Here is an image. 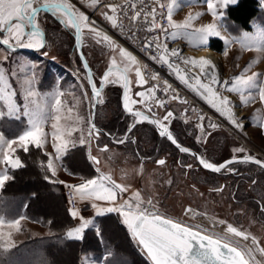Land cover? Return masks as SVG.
Returning a JSON list of instances; mask_svg holds the SVG:
<instances>
[{
    "label": "rangeland",
    "instance_id": "374dc122",
    "mask_svg": "<svg viewBox=\"0 0 264 264\" xmlns=\"http://www.w3.org/2000/svg\"><path fill=\"white\" fill-rule=\"evenodd\" d=\"M260 1L264 8V0ZM61 2L74 5V10L82 12L88 17L89 12L95 4L94 0H61ZM173 2L171 7L172 14L179 8L176 4L177 1L176 3ZM56 16L58 18L54 15L40 12L35 18L36 25L44 27V23L50 22L57 29V33L55 34L57 37L52 34H50L49 38L46 37L48 40L42 51L29 52L15 50L13 52L3 45H0V67L5 69V74L11 85V91L16 92V95L12 99L20 108L21 113L24 111L25 104H28L30 111H38L40 113L39 119L42 121L43 132L46 134L42 150L48 154V162L51 159L55 169V175L61 178V181L63 180L62 184L64 186L71 185V182L65 179L70 172L64 166L62 158L70 149L74 148L72 147L73 143H75V147L81 146L79 140L83 135L86 141L83 145L87 147V151L89 148L90 152L99 158V164L101 162V165L98 166L100 172L92 179L99 180L103 177V183L110 186V182H114L126 189L122 195H117L116 202L131 201L139 193L140 199L145 201V206H147L146 202L151 200L152 207L160 215L184 225H191L194 229L198 226L199 229L204 230V233L214 234V237H226L227 242L230 244L234 246L239 245L238 248L241 251L252 249L251 257L246 256V259H249L251 264H264V254L259 251V249H264V216L262 217L260 213V211H264V175L261 174V176H258L259 172H261L260 169L255 168L251 174L254 178L253 181H249V179L246 181L243 179L235 181L233 179L231 181L233 184L221 191L219 189L220 184L222 185V182L228 184L230 178L227 180L224 179L223 181L220 179L216 184L209 181L202 182L207 177L204 175L205 172L208 171L204 169L188 170L185 166L178 165L168 154H161L158 157L155 156L152 160H143L120 146H109L105 144L107 146L106 149H103L105 146L102 144L98 147L95 146V134L89 142V129L92 127L91 109L95 98L89 89L85 69L81 61L79 60L81 66L76 62V50L73 49L74 52H71V54L68 53L66 58L64 55H60L61 51L58 49V44L61 43V41H58L60 34L63 33L61 35L67 36L68 38L72 37V45H74L73 34L75 29H71L61 23L62 19H66L62 13L56 12ZM97 18L107 24L111 29H114L113 22H115V16L112 10H103L98 13ZM185 22L191 23L189 20L181 21V19H173V24L182 25ZM94 26L100 33V38L107 35L110 41L116 45V50H113L108 43L97 44L87 29L84 30L81 43L90 66L94 68V70L92 68L93 73L94 71L96 73V75L94 74V80L96 86H98L103 71L108 66H111L113 58L116 59L117 65L122 67L128 63L127 60L119 56V48H123L129 52L136 60L137 57L116 40L112 34L104 31L98 23H95ZM67 30H70L72 35L68 34ZM174 30L176 33L175 37L177 38L190 36V40L192 41L196 37V29L191 24L189 28H174ZM58 33L60 34L57 35ZM4 35L2 33L0 37L3 39ZM249 35L253 41H256V45L262 46V43H264V27L255 22ZM204 47H207V45ZM197 49H200V47ZM5 56L8 57L7 60L4 59ZM231 62L232 67L230 69L223 63L222 70L225 73V77L221 81H227V83L217 84L216 88L220 95L226 96L231 102L228 108L231 109V113L235 116V119L243 124V128L236 127L229 119L220 115L208 103L207 105L217 114H213L215 118L211 115L205 116L204 120L199 124L195 123L192 118L181 116H177L176 118L172 117L170 120L164 121L163 117L168 111H162L159 118L169 126L170 130L173 129V125L176 123L177 127L186 124L180 118L185 119L188 122L187 125L193 123L190 127H187V130L190 128V133L192 130L200 134V143L203 145L202 151L205 153L203 158L211 163L223 158V156L220 157L213 153L214 146L218 147V152L221 151L225 156L248 153L250 157L264 162V100H261L259 97V87H241L239 91H228L235 83L236 78L241 76L246 78L256 75L258 77L257 85L264 84V65H262L264 59H257L256 57V59L245 61L235 56ZM136 66H139V63L138 65L131 66L132 70L128 72V79L130 81L129 96L132 100L138 102L136 104H130L129 106L133 108L136 105L139 109H145V105L149 104L153 97L148 94L150 86L147 83L142 86L136 83ZM13 69H15L16 75H12ZM113 71L118 72L119 70L114 69ZM33 74L35 76L32 79L31 88L38 93L35 97V105L28 103L24 98L25 89L29 87L27 80L32 78ZM203 81L207 83L204 78ZM122 83L121 81L117 85L121 86ZM109 84L111 83H106V85ZM137 92L146 93L143 98V104L139 103L140 97L136 95ZM57 97L61 100L59 111L54 109V103ZM102 98L101 95L98 97L97 106ZM36 105H40L41 108L38 109ZM236 109H240V115L236 113ZM0 110H3L5 113L7 112L4 100H0ZM57 116L59 117L58 120L55 119ZM28 119L29 117L23 115H21L19 120L15 119L14 116L9 117L5 115L0 118V135L6 141L18 140L19 135H22L30 127ZM134 121L132 117L130 124ZM210 123L216 124L217 127H210ZM53 124H56V128L52 127ZM96 125L98 126V124ZM199 125H203V133L200 131ZM182 128L184 127L182 126ZM53 133L59 138L54 139ZM72 134L74 135L72 136ZM127 134L116 135L114 136V140L111 137L110 141L119 145L121 144L119 141L125 138V136H128ZM69 135L73 138L70 139ZM64 141L68 142V151L66 153L62 152L60 159H57L54 144L59 145ZM87 143L90 145H87ZM13 148L16 151L11 153L12 158L19 157L23 165L24 151L19 148L18 144H14ZM236 148H242L244 151L235 152L234 150ZM5 151H9L6 145L3 149H0V176L6 174L9 176L8 180H10L13 177V172L17 169L12 168L10 164L4 162ZM90 152L88 151V157H90ZM163 157L166 158V162L163 165L158 164L157 159ZM76 159L81 164H85L82 155H78ZM90 161L93 163L92 159ZM250 164L252 163H247L246 165ZM200 175L202 180L199 181L198 177ZM24 179L29 181V189L34 188L41 197L46 196V193L38 187L36 177L29 175L28 177L24 176ZM257 179L260 182L255 184ZM7 181L0 186V191ZM242 187H246L249 190L250 201H245L241 197ZM75 196L78 206L71 207V211H76L78 215L75 217L76 221L74 226L68 231L79 227L83 220L92 221L88 228L97 226V209L92 207L93 203H96L98 207L112 206L107 201H95L88 198L82 199L78 194H75ZM44 199L47 200L48 198L45 197ZM255 202L260 205V209L253 206ZM47 204H49L47 210L49 209L50 214L62 217L61 215L63 214L60 209L52 208V206H55L52 200L48 199ZM118 215L123 222V217L120 214ZM0 221H2L0 223V264H40L41 258L37 257L38 254L41 255L40 250L36 252L21 250L20 255H18L19 253L17 255L15 254L19 250H13L30 238L49 234V228L46 225L24 214L22 198H0ZM229 225L247 234L249 239L244 240L243 237H237L232 233H228L223 227L228 228ZM112 227L121 235L114 225ZM253 238H255L256 244H253ZM134 242L142 254L147 257L137 241L134 240ZM106 256L100 257L94 253L82 254L80 264H129L125 256ZM61 261L62 264L68 263L67 257L65 258L64 256Z\"/></svg>",
    "mask_w": 264,
    "mask_h": 264
},
{
    "label": "snow or ice",
    "instance_id": "6c2138e0",
    "mask_svg": "<svg viewBox=\"0 0 264 264\" xmlns=\"http://www.w3.org/2000/svg\"><path fill=\"white\" fill-rule=\"evenodd\" d=\"M236 0H207L208 10L212 12L214 16L217 15L215 9L217 7H226L229 4H235ZM45 7L52 8L57 13H62L66 19H62L61 23L65 24L71 29H75V39L77 42L82 40V35L84 30L87 29L88 33L91 34L92 38L96 40L97 44L108 43L113 50H116V45L112 43L107 35L100 38V33L94 26L95 22L90 21L89 17L84 15L82 12L74 10L75 6L62 3L61 0H46L44 4ZM163 7V5H161ZM115 12V7L112 8ZM36 8L33 7V0H0V32L4 33V38L0 39V45H5L11 51H15L17 48H27L39 50L45 47V41L43 34L39 27L35 23ZM171 13V7L169 8ZM155 13L153 12V15ZM107 16V14H105ZM139 17V13H136L131 19L135 21ZM191 20V17L189 18ZM170 27L175 29H186L190 27L189 22L184 24H172L171 14H169ZM154 24V21H153ZM113 27H116L115 22H113ZM167 32V30H165ZM197 39L200 40L202 44H206L209 37H220L221 31L217 24L210 23L205 27L195 30ZM176 33H173L172 38H175ZM14 41V43H12ZM155 48V54L150 57L153 61L161 66H167L170 74H173L179 79V81L188 87L190 90L199 95L208 104L211 105L217 112L222 116H227V118L238 128H243V124L235 119V116L231 113V109L228 106L231 102L226 96L220 95L216 90H214L213 85L227 83V81H221L219 74L217 73L215 66L211 64L208 59H189L181 56L180 52L176 48L169 50L167 45H161L155 40L147 41L145 51H150ZM119 56L128 61L122 70L114 72L113 69H117V61L115 58L112 59L111 67L108 69L106 74L103 76L101 83H113L118 84L121 81L122 87L124 88L123 97V107L126 111L134 118L135 122L148 121L159 128V135L161 137H166L172 144L176 145L180 152L188 153L189 149L181 147L176 139L173 138V134L169 131L163 123L150 119L148 115H145L140 110H135L130 107V104H136L138 101L132 100L129 96V85L130 81L128 79L127 73L132 70V65H138V61L129 52L125 51L123 48H119ZM46 55V53H45ZM83 58V53H81ZM174 58V59H173ZM5 60L8 59L7 56L4 57ZM177 60L183 62L184 65H191L193 67L199 68V74H191V68L182 69ZM83 68L88 69L89 65L86 60H82ZM146 67V66H145ZM12 75H16L15 69L12 70ZM35 74L32 78L27 80L29 85L25 89V100L28 103L36 104L35 97L38 93L31 88L32 79H34ZM135 76L137 77L136 83L138 85H144L147 83L144 75L142 74L141 68L139 66L135 67ZM114 77V78H113ZM201 77L204 78L207 83L201 81ZM112 78V79H110ZM89 83L91 85L93 95L95 97L100 96V92L97 90V86L92 82V74L88 73ZM152 80H159L158 74H153L151 76ZM258 77L256 75L249 77H237L235 83L232 85L228 91H239L241 87L243 88H256L259 87V97L264 100V84L257 85ZM0 100L5 101V106L7 112L0 110V118L5 115L9 117H15L19 120L21 115L29 117L28 124L30 127L19 135L18 140L6 141L2 135H0V149H3L6 145L9 151L4 153V162L10 164L12 168L19 169L23 165L19 157L15 159L12 158L11 153L15 152L16 149L13 148L14 144H18L25 153L29 152V145H34L36 148H43L45 143L46 134L43 132L42 121L39 119L40 113L38 111H30L28 104H25L24 111L21 113L20 108L17 106L15 101L12 99L15 95V91H11V85L8 82V78L5 74V69L0 67ZM239 86V87H238ZM156 87H159L157 85ZM156 87L148 89V94L155 98ZM175 92L172 85L168 81H163L162 91L167 94L169 91ZM145 92H137L136 95L140 97L139 103H144ZM31 98V99H30ZM171 99H180L178 95H173ZM182 103H187V101L182 100ZM247 102V101H245ZM159 107L164 108L166 101L156 100ZM61 105V100L59 97L55 99L54 109L59 111ZM37 108H41L40 105H36ZM227 109V111H226ZM151 111V107H148ZM173 117V113L168 111L163 117L164 121L170 120ZM59 119V117H55ZM201 120L204 119L203 116L200 117ZM187 122V121H185ZM56 128V124L52 125ZM135 127V123L129 128ZM200 131L203 133L204 128L199 125ZM210 127H217L216 124L210 123ZM99 135L98 130H95L93 125L89 129L88 141H91L93 135ZM53 138L58 139L57 135L53 133ZM199 139V138H198ZM85 138L83 135L80 137L79 143L83 145L85 143ZM120 143H124L125 140H120ZM56 151V158L60 159L62 152L66 153L68 151V142L64 141L61 144H54ZM75 147V143L72 144ZM235 152H243L242 148H236ZM192 155H196L192 153ZM94 163H99L93 157ZM237 161H228L227 163H233ZM239 162H254L256 164H261V161L255 160L253 157L245 156ZM159 164L163 165L164 160H159ZM199 164L202 165L204 169L211 170L212 172L219 173L222 168H226L227 164H221L219 166L209 162L204 158H199ZM191 167V165H188ZM47 169L52 170V175H55V169L51 159L47 164ZM9 179L8 175L0 176V186L4 184L5 181ZM45 179H48L46 176ZM104 178L98 179H88L86 182L79 184L78 186L66 185L75 194H78L82 199L88 198L95 201H107L110 205L108 207H98L96 203L92 204L94 209H97V215L101 216L104 214L118 213L123 217V223L127 226L128 230L131 232L132 238L137 241L138 245L142 246L143 250L151 264H249V259L246 256L251 257L252 249H245L243 251L238 250V246H230L227 242V238H214V234H202L203 229H199L197 226L195 229L191 225H182L180 222H175L172 219L165 218L161 216L152 207V201L148 200L146 202L140 199L139 193L136 194L135 198L131 201H124L118 206L116 205L117 195L123 194L126 189L119 184L110 182L108 184L103 183ZM70 215L75 218L78 213L76 211H71ZM2 223V221H0ZM18 223V222H17ZM92 221L83 220L79 227L73 228L67 232V237L70 239L81 240L84 237V230L89 227ZM223 223V222H221ZM228 233H232L237 237H243L244 240L249 239V236L241 231H238L233 226L229 225L227 228ZM225 241V242H222ZM253 244H256L255 238H253ZM259 251L264 254V249H259Z\"/></svg>",
    "mask_w": 264,
    "mask_h": 264
},
{
    "label": "trees",
    "instance_id": "16d2710c",
    "mask_svg": "<svg viewBox=\"0 0 264 264\" xmlns=\"http://www.w3.org/2000/svg\"><path fill=\"white\" fill-rule=\"evenodd\" d=\"M224 22L226 28L234 36L240 35L243 31H251L255 22L264 27V8L262 7L261 1L238 0L237 3L229 5L225 10ZM53 27L50 22L44 23L46 37L49 38L50 34L56 36L57 29ZM67 32L72 35L70 30H67ZM61 34L58 39V41H61L58 44V49L61 51L60 55H64L66 58L68 53L71 54V52H74L72 37L68 38ZM207 47L220 52L224 48V42L218 37H213L209 39ZM75 58L77 60L75 61L81 66L79 57L76 55ZM94 74L96 75L95 71ZM122 90L123 87L117 84L111 83L105 86L102 92L104 97L102 100L100 99L101 101L97 106L95 115V123L100 126L102 131L99 135H95L94 144L97 147L100 144L103 146H106L105 144L109 146H120L121 148L129 150L137 158L152 160L153 157H158L166 152L170 144L164 137L159 136L154 125L147 121H134L135 127H132L131 132H129V128L133 125V123L130 124L132 116L122 106ZM180 119L185 122V119ZM187 123L182 125L184 128L182 126L177 127L176 123L173 125L172 133L192 149H201L203 145L200 143V134L192 130L190 133V128L187 130V127H190L193 123L189 125ZM119 134L128 135L123 138L125 142L119 145L112 143L110 141L111 137L114 140V136ZM213 148L214 154L220 157L225 156L221 151L218 152V147L214 146ZM24 154L23 166L15 170L12 174L13 177L5 183L0 191V198H22L24 214L46 225L49 228V234L30 238L22 242L13 249L14 251L19 250L15 252L16 255L18 253L20 255L21 250L32 252L40 250L41 255H37V257L41 258L40 264H62L61 260L63 256L68 259V263L63 264H80L81 255L88 253H94L100 257L105 255H107L106 257L122 255L127 258L129 264H151L149 259L138 249L130 231L122 223L117 213L98 216L97 226L86 229L83 239L75 240L68 238L65 232L74 225V219L70 215V207L65 200L59 178L56 175L53 176L52 171L47 169L48 154L42 148L38 149L34 145H30L29 152H24ZM78 155L83 156L85 160L84 165L76 159ZM62 159L64 165L70 172L81 175L85 179H92L97 174L88 157V151L85 145L70 149ZM29 175L37 178L38 187L46 193V196L41 197L36 189L28 188L29 181H26L24 176L28 177ZM204 175L207 177L202 180L200 175L201 178L198 177L199 181H209L216 184L219 180L218 176L213 173L205 172ZM46 176L48 179H45ZM248 178L249 181H253L254 179L252 175ZM259 182L257 179L255 184ZM241 195L243 200L250 201L249 190L246 187H242ZM45 197L53 201V205L55 206H52V208L62 211V217H57L49 213V209L47 210V207H49V204H47L48 199L45 200ZM253 206L260 209V205L256 202L253 203ZM260 213L263 217L264 211H260ZM113 225L119 230L121 235L113 229Z\"/></svg>",
    "mask_w": 264,
    "mask_h": 264
},
{
    "label": "built area",
    "instance_id": "2783aa9c",
    "mask_svg": "<svg viewBox=\"0 0 264 264\" xmlns=\"http://www.w3.org/2000/svg\"><path fill=\"white\" fill-rule=\"evenodd\" d=\"M94 1V7L89 12V20L98 23V13L103 10H112V8L115 7L116 11L114 12V16L116 27L112 29V36L137 57L139 67L150 88L159 85V87H156L155 98H152L151 102L148 104V107H151V111H149L151 114L158 115L162 111H171L173 113V118L177 116L189 117L197 124L204 120L200 119L201 116L205 118V116L211 115L215 118L213 114L216 112L207 105L204 99L182 84L175 75L170 74L166 65L161 66L150 59V57L155 54L156 49L154 47L150 51H145L147 41L155 40L161 45H167L169 50L176 48L179 50L181 56L193 59V53L190 51L191 48L179 40L171 39L172 32L169 21L168 0ZM161 5H163V7ZM153 12L155 13L154 15ZM136 13H139V17L133 21L131 18ZM165 30H167V32H165ZM176 63H178L182 69H185V71L191 68V74L193 75L199 74L198 67L184 65L180 60H177ZM153 74H158L160 79L152 80L151 76ZM164 80L172 85L175 92L170 90L165 94L162 91ZM201 81L204 82L203 77H201ZM173 95H178L180 99H171ZM161 99L166 101L164 108L159 107L156 103V100ZM182 100L187 101V103H182ZM81 183L84 182L77 183L75 186ZM64 195L68 205L70 207H75L77 200L74 192L70 190V188H66Z\"/></svg>",
    "mask_w": 264,
    "mask_h": 264
},
{
    "label": "crops",
    "instance_id": "0c3cea01",
    "mask_svg": "<svg viewBox=\"0 0 264 264\" xmlns=\"http://www.w3.org/2000/svg\"><path fill=\"white\" fill-rule=\"evenodd\" d=\"M172 1H174L175 3L177 1L176 4L179 6V8L177 10H175L173 12V14L169 12V14H171V23L172 24H173V19H178V20L181 19V21H184V20L186 21V20H189V18L191 17V20H189V21H191L190 24L192 26H194L195 29L205 27L206 25H208L210 23L217 24L218 27H220L221 36L218 38L223 40L224 48L220 52L215 51V50L214 51L222 56L223 63L226 66H228L229 69L232 67L231 61H232L233 57H235V56H236V58L238 57V58H241L242 60H245V61H248L249 59H256V57H257V59L258 58L262 59V60L264 59V43H262V46H259L258 44L256 45V41H253L252 37L249 35V33L251 31H243L240 35L234 36L226 28V24L224 22L225 10L229 5H233V4H229L226 7H223V6L217 7L215 9V11L217 12V15L214 16L212 14V12L208 10L207 0H168L169 8L172 7ZM237 1L238 0H236V3H237ZM214 2H215V0H214ZM42 3H46V0H33V7H36ZM93 7H94V5H93ZM171 32H172L171 33V39H173L172 35H173V33H175V30L173 27H171ZM210 38H213V37H209L208 41ZM173 40H179V41L185 43L189 48H191V50H197V48L204 47L208 43V41H207L206 44H202L200 42V40L197 38H193L191 41L190 36H181V38L175 37ZM262 65H264V63ZM149 89H151V88L149 87ZM134 108H137L136 105L134 106ZM73 135L74 134H72V136ZM72 136L69 135V138L72 139L73 138ZM87 145H90V144L87 143ZM88 151L90 152L89 148H88ZM93 157H95V155H93L90 152V157H89L90 160ZM99 165H101V162H100V164L94 163V162L92 163V166L97 171L96 176L100 172V170L98 168ZM65 179L67 181L71 182L72 186H75L77 183H80V182H86L88 180V179L83 178L81 175H78V174H75L72 172H70L68 177ZM59 180L61 182L62 191L64 193L65 189L69 188V187L64 186L62 184L63 180L61 181V178H59ZM123 202L124 201L116 202V205L118 206L120 203H123ZM77 206H78V203L76 204L75 207H77ZM70 212H71V207H70ZM73 219H74V224H75L76 219L75 218H73ZM66 232H65V235L67 236Z\"/></svg>",
    "mask_w": 264,
    "mask_h": 264
},
{
    "label": "flooded vegetation",
    "instance_id": "af4514ba",
    "mask_svg": "<svg viewBox=\"0 0 264 264\" xmlns=\"http://www.w3.org/2000/svg\"><path fill=\"white\" fill-rule=\"evenodd\" d=\"M40 12H45L46 14H50V15H54L56 18H58L57 16H56V12L55 11H51V12H47V11H39L37 14H36V16L40 13ZM36 16H35V18H36ZM39 28H41L43 31H44V33H45V29H44V27H42L41 25H37ZM2 35V32H0V36ZM45 36H46V33H45ZM46 42H47V40H46ZM45 46H46V44H45ZM45 48V47H44ZM44 48H42V49H39V50H37L38 52L39 51H42ZM36 51V52H37ZM103 92V91H102ZM102 95H103V93H101ZM100 94V95H101ZM101 95V98L103 97ZM100 97V96H99ZM134 108V107H133ZM159 115L160 114H158L157 115V117H158V119H160L159 118ZM161 120V119H160ZM162 121V120H161ZM163 122V121H162ZM164 123V122H163ZM203 126V125H202ZM155 127V126H154ZM169 127V126H168ZM155 129H156V127H155ZM157 130V129H156ZM169 130H170V128H169ZM158 131V130H157ZM159 132V131H158ZM170 132L172 133V130H170ZM173 134V137H174V139H176V141L178 142V143H180L181 145H183V146H186V147H189L188 145H186V143L185 142H183V141H180V139H178L176 136H175V134L174 133H172ZM165 139L168 141V143L170 144V146H168L167 147V150H166V152H164V153H162V155H169L170 157H171V159L172 160H174L175 162H177V164L178 165H180V166H185L188 170H190V169H196V170H201V169H204L200 164H199V161H198V159L194 156V155H192L190 152H188V153H182V152H180L179 151V149L174 145V144H172L171 143V141H169L166 137H165ZM191 148V147H190ZM192 149V148H191ZM195 152H197L198 153V155L200 156V158H203L204 156L203 155H205V153H203V148H201V149H193ZM245 156H249V154L248 153H243L242 155H227V156H225V157H223V158H221V159H218V160H216L213 164H215V165H218V164H227V167L226 168H222L221 169V172H219V173H216V172H212V171H209V170H206V169H204V170H206V171H208V172H210V173H213V174H215L216 176H218V178H219V180L221 179L222 181L224 180V179H229L230 178V181L228 182V184L226 183V182H222L223 184L221 185L220 184V190L222 191L226 186H229V185H232L233 183H231V181L233 180V179H235V181L236 180H239V179H243L244 181H246V180H248L249 178L248 177H250L251 176V174L254 172V169L255 168H258V169H260V171L261 172H259V175L258 176H261V174L262 175H264V168L263 167H261L260 165H258V164H256V163H253V162H247V163H252V164H250V165H246L247 163H245V165H243V163L244 162H239V161H241L242 159H238V158H242V157H245ZM167 157V156H166ZM232 159H237V160H232ZM256 159V158H255ZM159 160H164L165 162H166V158L165 157H163V158H159V159H157V163H158V161ZM259 160V159H258ZM228 161H237V162H233V163H227ZM261 161V160H260ZM263 162V161H262ZM159 164V163H158ZM242 164V165H241ZM188 165H191V167H188ZM253 176V175H252Z\"/></svg>",
    "mask_w": 264,
    "mask_h": 264
},
{
    "label": "water",
    "instance_id": "95a60500",
    "mask_svg": "<svg viewBox=\"0 0 264 264\" xmlns=\"http://www.w3.org/2000/svg\"><path fill=\"white\" fill-rule=\"evenodd\" d=\"M44 4L45 3H42V4H40V5H38V6H36L35 8H36V10H37V12H36V14L39 12V11H47V12H51V11H54L52 8H50V7H45L44 6ZM40 30H41V32H42V34H43V37H44V41H45V44H46V36H45V33H44V31L41 29V28H39ZM75 35H76V33H75V31H74V34H73V36H74V45H73V49L74 50H76V53H77V55H78V57H79V59H80V61H81V63H82V66H83V62H82V60H86L87 61V63H88V65H89V68L88 69H85V73H86V77H87V82H88V85H89V89H90V91H91V93H92V95H93V91H92V88H91V85H90V83H89V79H88V73H89V71L91 72V74H92V82L93 83H95V80H94V73H93V70H92V67L90 66V64H89V61H88V59H87V57H86V55H85V53H84V51H83V46H82V43H81V41L80 42H77L76 41V39H75ZM0 39H2L1 37H0ZM4 47H6V48H8L7 46H5V45H3ZM42 49V48H41ZM16 50H24V51H29V52H35V51H37V50H35V49H27V48H17ZM81 53H83V58L81 57ZM118 67H117V69L118 70H122L123 69V67L122 66H120V65H117ZM111 66H108L104 71H103V73H102V76H101V80H100V83H99V85L97 86V90L100 92V94L102 93V91L104 90V88H105V86H106V83H101V81H102V79H103V76L106 74V72L108 71V69L110 68ZM114 70V69H113ZM127 76H128V73H127ZM124 88H123V90H122V95H121V103H122V106H123V97H124ZM94 96V95H93ZM94 98H95V101H94V104H93V106H92V109H91V111H92V117H91V126H95V130H98V132L100 133L101 131H102V129L100 128V127H98L97 125H96V123H95V114H96V106H97V102H98V97H95L94 96ZM124 108V107H123ZM125 109V108H124ZM134 109V111L135 110H140L141 112H143L145 115H148L149 117H150V119H155V120H157V121H159V122H161V123H163L160 119H158L157 118V116L156 115H154V114H150L146 109H139V108H133ZM147 109H148V107H147ZM126 110V109H125ZM166 127H168V125L167 124H165V123H163ZM154 125V124H153ZM155 127H156V129L159 131V128L157 127V125H154ZM168 129H169V127H168ZM170 131V130H169ZM174 138V137H173ZM178 143V142H177ZM181 147H185V148H188L189 149V152L192 154V153H195L196 155H194L197 159H198V161H199V158H200V156L198 155V153L197 152H195L193 149H191L190 147H186V146H183V145H181L180 143H178ZM176 146V145H175ZM177 147V146H176ZM107 148V146H105L103 149H106ZM95 158V160L96 161H98L99 162V159H98V157H94ZM243 158V157H242ZM242 158H238V159H242ZM255 159V158H254ZM232 160H237V159H232ZM255 160H258V159H255ZM260 161V160H259ZM254 163V162H253ZM219 165H221V164H218L217 166H219ZM261 167H263L264 168V162H262L261 161V164H259ZM202 166V165H201ZM206 170H208V169H206ZM209 171H211V170H209ZM161 216H163V215H161ZM163 217H165V216H163ZM165 218H168V217H165ZM168 219H170V218H168ZM173 221H175V220H173ZM175 222H177V221H175ZM182 224V223H181ZM182 225H184V224H182ZM202 234H206V233H204V232H202ZM214 238H217V237H214ZM222 242H225V241H223L222 240ZM230 246H233V247H236V246H234V245H232V244H230ZM142 247V246H141ZM238 250H240L239 248H238ZM144 252H145V250H144ZM249 264H251L250 262H249Z\"/></svg>",
    "mask_w": 264,
    "mask_h": 264
},
{
    "label": "bare ground",
    "instance_id": "6f19581e",
    "mask_svg": "<svg viewBox=\"0 0 264 264\" xmlns=\"http://www.w3.org/2000/svg\"><path fill=\"white\" fill-rule=\"evenodd\" d=\"M97 22L99 23V25L101 26V28L104 31L113 34V30L107 24H105L104 22H102L101 20H98V19H97ZM190 51H191V53H193V59H195V60H199L201 58L208 59L211 62V64L215 66V69H216L217 73L219 74L220 78L222 79L225 77V73L222 70L223 69V59H222V56L220 54H218L217 52H215L214 50H212L209 47H202L200 49L190 50ZM213 88H214V90L217 91L216 85H213ZM226 111H227V109H226ZM236 113L238 115H240L241 114L240 109H236ZM225 117L227 118L226 115H225ZM223 228L227 231V228H225V227H223Z\"/></svg>",
    "mask_w": 264,
    "mask_h": 264
}]
</instances>
